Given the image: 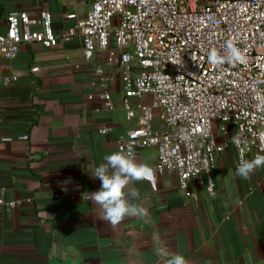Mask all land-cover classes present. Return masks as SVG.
I'll return each instance as SVG.
<instances>
[{"label": "crops", "instance_id": "crops-1", "mask_svg": "<svg viewBox=\"0 0 264 264\" xmlns=\"http://www.w3.org/2000/svg\"><path fill=\"white\" fill-rule=\"evenodd\" d=\"M88 10L82 0H0V35L11 12L48 11L61 34L77 22L69 14L83 20ZM106 56L86 61L79 35L53 49L23 45L16 59L0 62V264H166L173 254L189 264H264V167L238 177L236 151L223 136L213 193L196 181L182 190L177 174L156 171L154 182L125 189L146 217L115 226L103 219L86 194L101 188L96 167L137 122L127 118L119 69ZM98 68L111 111L101 87L91 86ZM12 77L18 80L6 85ZM106 126L112 130L102 134ZM153 126L162 128L159 110ZM135 158L155 169L158 149H137Z\"/></svg>", "mask_w": 264, "mask_h": 264}, {"label": "built area", "instance_id": "built-area-1", "mask_svg": "<svg viewBox=\"0 0 264 264\" xmlns=\"http://www.w3.org/2000/svg\"><path fill=\"white\" fill-rule=\"evenodd\" d=\"M76 4L77 0H68ZM83 20L57 34L53 15L11 12L0 35V62L16 59L23 45L53 49L81 36L86 61L105 52L106 63L119 69L123 106L136 125L118 140V150L156 147V171L177 174L179 187L192 181L214 191L212 173L218 154L233 145L237 165L251 151L264 152V0H82ZM232 42L243 62L212 65L208 54L223 53ZM17 77L5 78L10 85ZM98 68L92 88L101 87L103 107L114 109ZM92 99L93 96L91 95ZM160 111L162 128L153 126ZM106 126L102 134L111 132ZM239 141V142H237ZM13 205V204H12Z\"/></svg>", "mask_w": 264, "mask_h": 264}, {"label": "clouds", "instance_id": "clouds-1", "mask_svg": "<svg viewBox=\"0 0 264 264\" xmlns=\"http://www.w3.org/2000/svg\"><path fill=\"white\" fill-rule=\"evenodd\" d=\"M244 59L241 49L232 42L226 44L223 53L213 49L208 54V61L212 65L243 62ZM258 99L261 100V106L264 107V97H258ZM258 138L264 142V132H260ZM261 167H264V154L258 153L250 160L241 157L235 173L238 177L248 180ZM94 177L101 181V188L86 195L94 204L102 208L104 220L115 226L125 217L144 218L148 215L142 204L134 203L126 196L125 189L133 182H154L156 170L146 163L137 162L135 153L131 149L106 155L104 162L96 167ZM130 195L135 199L138 198L139 193L133 190ZM166 264H189V261L183 255L173 254Z\"/></svg>", "mask_w": 264, "mask_h": 264}]
</instances>
